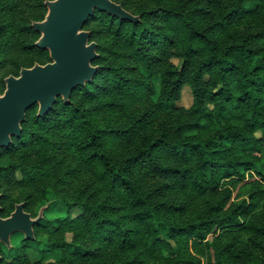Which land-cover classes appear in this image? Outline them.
Segmentation results:
<instances>
[{
	"label": "clouds",
	"instance_id": "1",
	"mask_svg": "<svg viewBox=\"0 0 264 264\" xmlns=\"http://www.w3.org/2000/svg\"><path fill=\"white\" fill-rule=\"evenodd\" d=\"M255 2L259 4L257 19H264V0ZM105 3V7L92 4L85 18L74 25L75 36L84 37L82 48L87 52L79 75L19 110L13 130L6 134L7 142L0 143V264H173L187 255L201 264H264V236L249 234L239 247L225 248L226 238L230 237L223 226H218L219 215L207 206L192 207L193 197L176 183L178 176L174 179L161 171L179 168L183 173L187 169L192 180L219 182L217 192L227 194L231 178L221 179L223 169H210L204 164L205 157L218 161L243 159L241 149L255 144L261 151L252 155L264 158V100L260 105L236 107L234 92L242 81H220L219 65H205L206 59L220 58L225 33L216 32L206 42L189 39L188 30L196 20L191 11L195 0ZM59 4L60 0H0V100H6L13 83L29 87L31 76L59 66L60 57L53 46L44 43L53 25L54 6ZM245 6L247 0H240V7ZM174 12L181 15L174 17ZM86 22V30L80 33ZM233 27L228 26L226 31ZM149 38L155 44L149 43ZM190 47L199 52L188 54ZM153 57H160V64H152ZM174 57L183 67L174 63ZM162 67L176 70L174 85L168 73L159 70ZM139 81L151 86L152 91L138 85ZM221 87L223 93L213 96ZM186 90L192 97L190 103H185ZM229 93H233L232 100L221 111L223 96ZM105 94L124 107L117 111L105 104ZM153 95H158L159 101L153 100ZM140 100L152 113V126L180 148L190 139L189 127L205 119L213 132L210 140L219 139V133L211 129L216 123L225 125L220 131H236L247 140L232 142L229 137L218 145L227 149L219 155L203 151L207 141L183 157L169 152L170 145H161L151 155L141 157L142 165L128 168L127 184L131 187L119 179L113 183V174L118 169L124 171V154L133 151L132 145L138 139L146 137L148 126L131 140L115 132L103 134L96 130L122 128L126 121L134 122ZM234 119L242 123L233 125ZM177 125H183L179 132ZM93 135L98 139L85 148ZM93 150L104 154V167L103 161L88 159ZM258 167L264 173V166ZM209 172L213 174L211 181ZM253 177L259 179L254 172ZM257 188L264 189V180L252 190ZM192 192L196 195L195 189ZM138 197L146 199L150 207H164L166 218L174 223L189 222L190 216L172 214L167 205L184 203L188 213L198 212L209 224L197 227L187 238L172 239L160 232L163 242L153 243V229L160 225L153 222V217L136 216L141 211ZM261 199L264 192L254 197L256 201ZM259 207L264 208V203ZM240 211L237 209L235 218H239ZM197 232L204 233V238ZM165 247L167 253L162 252ZM88 249L94 258L81 259L79 253Z\"/></svg>",
	"mask_w": 264,
	"mask_h": 264
},
{
	"label": "trees",
	"instance_id": "2",
	"mask_svg": "<svg viewBox=\"0 0 264 264\" xmlns=\"http://www.w3.org/2000/svg\"><path fill=\"white\" fill-rule=\"evenodd\" d=\"M210 3V0H195V5L191 9L192 13L195 14L196 20L195 25L188 30L189 39L193 41H201L206 42L210 38V34L205 31L204 28L200 27L202 25L200 20V15L196 13L198 10H201L202 6H207ZM256 7L259 8V4L253 0V7L251 10H254ZM97 11H100L97 9ZM172 12L171 9L168 10ZM243 8L240 7V0H238L234 6L226 11L222 18L221 23L225 24L227 21L232 20L233 18H238L243 15ZM181 15L180 12H174V17H179ZM91 19V17H90ZM116 19H119L118 17ZM264 22V19H262ZM186 24L190 23V21H186ZM87 25V22L83 25ZM203 31H202V30ZM143 37V34H141ZM212 37V36H211ZM155 42L149 38V43ZM259 45V46H257ZM199 52L198 48L190 47L188 49V54L196 55ZM219 59L212 61V60H205L206 66H212L213 64H218L220 67V74L219 80L220 81H231L235 78L240 83V86L235 89L234 95L237 101L236 107H240L242 104L254 103V105H260L261 101L264 100V96H261L260 93L264 92V24L260 27L257 31H249L247 32L242 38L235 39V40H226L224 43V50L219 52ZM157 58L153 57L152 59ZM240 61V63H237ZM152 62V61H151ZM186 62V61H185ZM103 67V65H101ZM183 67V64H182ZM175 69H165L164 72L168 73L169 79L171 80V84L174 85L176 80L178 79L175 76ZM123 79V78H122ZM142 84L145 86L147 91L151 92V86L145 84L142 81ZM169 91H171V85L169 86ZM223 87L218 88L216 92L212 95L216 96L220 93H223ZM164 90H161V94H163ZM233 93H229L223 96L224 103L220 104V109L223 111L226 104L231 102ZM158 95H153L152 99L155 101H159L160 97ZM115 103V102H114ZM107 104V102H105ZM116 104V103H115ZM199 111V110H197ZM145 112L139 113L135 116V121H126V126L122 128H114L111 130L98 128L96 130L97 133L108 134L115 132L123 138L130 136L132 132L141 125L145 118L143 115ZM254 112L250 113L249 115H253ZM206 117L210 118L211 113H206ZM238 120V123L231 122L233 125H239L242 122ZM183 125H177V131L179 132ZM225 128V125L216 123L211 125V129H215L219 133V139L216 141H212L209 139L210 136L213 135V132L210 131L208 127V120L200 121L199 125L190 126L187 132V135L190 139L185 143L183 148H180L178 144H170V142L164 137V135L160 134L156 137H148L147 141L143 144L142 147H138L135 151H131L129 153H125L123 156L124 165H123V173L118 169L112 176V181L115 183L117 179L121 184H125L128 187H131L130 184H127L128 181V168L135 165H142L143 160L141 159L145 153L151 155L153 150H157L160 148L161 145H170L168 151L175 154L180 155L183 157L188 152H195L196 150L200 149L202 142L207 141L204 144L203 151L211 153V155H219L227 151V149L218 146L222 145L223 142L229 137H231L232 142L239 139L241 142L246 141L247 137L242 136L241 133L236 131H220V129ZM192 132V133H191ZM98 139L96 135H93V139L88 142V144L84 145L85 148H89L93 145L94 141ZM259 139V138H258ZM257 146L255 144L251 145L250 149H255ZM245 149H241L240 154H244ZM252 152V151H251ZM97 159L98 161H103L101 167L107 163L104 159V154L97 153L95 150L91 152V156L88 157L89 160ZM204 164L207 165L210 169H215L219 171L221 168L223 169L221 177H231L235 174L244 176L245 170L254 168L255 165H262L264 166V162L258 163L257 160H233L228 159L225 161H218L212 160L209 157H205ZM155 170V169H154ZM162 172L166 173L172 178H176L178 176V180L176 183H179L181 187L189 186V188H196L199 193H204L209 190H216L217 184L216 183H199L198 181H194L187 173V169L182 173L181 169L179 168H164L161 169ZM260 174L261 179L264 180V173L261 172V169L257 170ZM213 179L212 172L208 173V180L211 181ZM158 191V189H157ZM137 205L140 207L141 211L136 213L137 217L143 219V217H153V222L159 224L160 227L153 229V233H155L152 237V242L156 243L157 241L163 242V237L159 235L160 232H163L169 238H177V237H190L192 233L195 231L197 227H205L209 224L208 220H200V221H189V222H172L168 220L165 216V209L161 205H156L155 207H150L148 201L146 199H142L140 197L137 198ZM247 207V204L241 203L237 207L233 208L228 214L219 218L218 226H223V228L228 231H238V230H251L255 233L264 234V225H254L251 223L246 222L240 218V214L244 211ZM181 206H177L174 204L167 205V210L175 214L178 209H181ZM237 209L241 211L238 213L239 218H235L237 215ZM115 223V221H111ZM197 236L204 237V233L197 232ZM107 239V237H106ZM185 243H187V239H185ZM80 254V257L92 258L94 257V253L92 250H83ZM217 255L219 252L216 253ZM194 262V264H201L200 260L192 259L191 255L188 257L185 256L183 259L174 260L173 264H182Z\"/></svg>",
	"mask_w": 264,
	"mask_h": 264
},
{
	"label": "rangeland",
	"instance_id": "3",
	"mask_svg": "<svg viewBox=\"0 0 264 264\" xmlns=\"http://www.w3.org/2000/svg\"><path fill=\"white\" fill-rule=\"evenodd\" d=\"M238 0H210V3L207 6H200L201 10H198L196 13L200 15V20L202 25L200 27L204 28L205 31H207L211 36L214 35V33H225L223 38V43H225L226 40H235L242 38L247 32L249 31H257L264 22H262V19H257L256 13L258 7H256L254 10H251L253 7V0H247V6L243 7V15L238 18H233L230 21H227L225 24L221 23V18L223 14L231 9L234 4ZM177 3L180 2V0H176ZM232 5V6H229ZM235 25V27L232 28L231 31H226L228 26ZM87 25L85 26L86 29ZM202 30V29H201ZM203 31V30H202ZM210 36V37H211ZM171 42V41H170ZM151 44H155V42H152ZM42 51H48L47 49H43ZM174 63L180 64L182 67V63L179 58H173ZM152 64H160L161 58L157 57L151 60ZM104 67V66H103ZM165 69L169 68H160V71H163ZM148 75H151V73H148ZM125 83H127V80H125ZM138 85H143L142 81L138 82ZM144 86V85H143ZM119 87V86H118ZM145 87V86H144ZM162 90V89H161ZM132 95H135L132 93ZM159 98V97H158ZM192 100L191 95L186 90L185 92V103H190ZM105 102H107V105L113 106L114 110H121L124 105L119 104L116 100L110 98L105 94ZM116 104H115V103ZM37 107L38 106H34ZM98 108H101V105H97ZM145 112L143 115L144 121L141 123L140 126H138L130 136H127L126 140H131L133 137L136 136L137 132L140 129H143L146 125L147 128V134L144 139H138L136 143L132 145L133 151H135L138 147H142L143 144L147 141L148 137H156L160 134L164 135L163 131L160 130L158 127L152 126L151 124V115L152 113L149 111L148 106L145 104L143 100L138 101V107L136 109V115L139 113ZM234 123H238L237 119L233 120ZM192 133V132H191ZM110 134V133H108ZM158 150V149H157ZM252 151V152H251ZM261 150L258 148L255 149H247L244 150V154L242 155L243 159H236L237 161L240 160H257L258 163L264 162V158H262L261 155H252V153L260 152ZM129 153V152H126ZM240 154V153H239ZM241 155V154H240ZM262 166V165H259ZM261 169V167H258L257 164L254 168H251L252 171L245 170L244 176L235 174L231 177V188L228 189L227 194H220L217 192V189L219 187V182L217 184L216 190H209L204 193H199L196 188H192L196 190V195H193L192 189L189 188L190 186H184L185 192L187 195L192 196V207L199 208L200 206H207L209 211L214 210V215H219V218L228 214L233 208L237 207L241 203H245V197H247L249 203L247 204V207L244 211L241 212L240 218L243 220L247 219L248 223L254 224V225H264V208L259 207L260 203H264V199H261L259 201L254 200V197L258 195V193L264 192V189L257 188L256 191H253L252 189L254 186L258 185L260 183L261 176L257 172V170ZM253 172L255 173L256 177H259V179H254ZM247 177V178H245ZM225 178V176L221 177V179ZM238 186V187H237ZM165 187H168V185H165ZM209 201H212L210 205L208 204ZM179 205L182 208L178 209L175 214H185L187 213L188 216H190L189 221H200L203 220L200 218L199 213L197 212L195 215L188 213V208L184 203L180 204H174ZM225 205H227V208H225ZM253 212L255 213L253 215ZM180 223H183L181 221ZM249 234L257 235L259 233H255L249 229L247 230H238V231H228V235L230 239H227V242L225 243V248H229L233 245L236 247H239L240 244L243 242L244 239L249 238ZM261 236H264V234H259ZM239 237V239H237ZM202 237L201 239H203ZM209 241L211 243H215V240L212 237H208ZM195 241L193 242V249L192 251L195 252ZM163 253L168 252V248L165 247L162 249ZM80 255V254H79ZM189 255H187L188 257ZM83 260H88L91 258L80 257ZM94 258V257H92ZM195 259V258H192ZM198 260V259H195ZM182 264H194V262H188V263H182Z\"/></svg>",
	"mask_w": 264,
	"mask_h": 264
},
{
	"label": "water",
	"instance_id": "4",
	"mask_svg": "<svg viewBox=\"0 0 264 264\" xmlns=\"http://www.w3.org/2000/svg\"><path fill=\"white\" fill-rule=\"evenodd\" d=\"M92 4L107 6L105 0H60V4L54 6L51 16L53 25L44 43L53 46L54 53L60 57L59 66L47 73L31 76L29 87L12 84L6 100H0V143L7 142L6 134L13 130L14 116L18 115L19 110L32 103L37 96L46 95L79 75L86 62L87 52L82 48L84 37L75 36L74 25L85 18ZM48 14L51 15V12ZM85 30L82 25L79 32Z\"/></svg>",
	"mask_w": 264,
	"mask_h": 264
}]
</instances>
